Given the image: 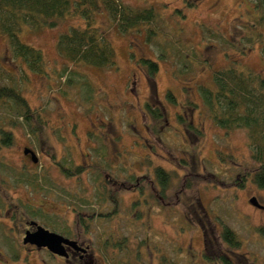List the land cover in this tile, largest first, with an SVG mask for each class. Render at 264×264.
<instances>
[{
	"label": "rangeland",
	"instance_id": "obj_1",
	"mask_svg": "<svg viewBox=\"0 0 264 264\" xmlns=\"http://www.w3.org/2000/svg\"><path fill=\"white\" fill-rule=\"evenodd\" d=\"M117 1L134 9L153 5L162 21L156 40L149 43L144 31L147 25L122 34L102 6L96 22L115 49L114 67L72 63L58 51L62 33L73 25L84 26L78 16L41 30L25 27L20 33L23 42L43 51L44 73L32 72L21 63L0 33V64L17 80L22 76L19 86L24 97L46 123L44 130L33 134L30 126L16 120L15 111L0 103V119L13 136L11 145L0 144V164L9 165L0 166L4 196L0 199V252L4 253L0 264H73L44 249L23 252L18 239L22 244L20 231L29 215L23 204L39 210L46 216L38 218L41 223L63 235L72 226L76 231L74 207L85 216L117 209L116 218L100 222L97 214L89 229L79 230L78 239L91 245L85 264H208L202 258L204 233L221 245L220 234L226 226L238 233L240 252L248 264H264V236L258 230L264 225V190L250 176L258 163L250 156L246 131L227 132L205 115L202 106L181 108L166 98L171 90L179 102L185 104L192 98L200 105L197 85L203 82L214 87L213 73L231 64L245 73L264 75V25L254 22L263 10L257 0ZM140 58L158 62L156 84L150 82ZM73 70L77 71L74 76ZM70 76L74 79L68 82ZM155 97L164 107L165 118L157 124L162 134L147 127L151 119L144 105ZM178 112L202 135L186 132L178 123ZM100 143L105 146L106 161L96 153ZM26 148L37 154L38 163L25 155ZM61 164H79L86 170L68 176ZM159 165L172 174L165 190L152 174ZM23 172L42 173L47 182L39 190L18 183L16 174ZM131 173H151L148 181L153 186L146 184L143 195L133 186ZM116 181L122 184L115 192L117 204L106 201L103 194ZM150 193L157 196V202L150 199ZM253 197L262 207L251 203ZM104 231L107 235L117 232L113 243L123 242V247L111 245L103 251ZM6 232L11 235L8 240ZM9 242L13 248L20 247H16L18 256L4 244ZM190 249L198 256L193 261ZM238 256H233L237 264L241 263Z\"/></svg>",
	"mask_w": 264,
	"mask_h": 264
},
{
	"label": "trees",
	"instance_id": "obj_2",
	"mask_svg": "<svg viewBox=\"0 0 264 264\" xmlns=\"http://www.w3.org/2000/svg\"><path fill=\"white\" fill-rule=\"evenodd\" d=\"M257 4V7L263 10V14L256 18L254 22L258 26H263L264 0H257ZM189 5L193 6L195 3H190ZM102 6L107 10L120 33H129L132 29H136L145 24L147 25L144 30L147 34V41L153 43L156 40V35L160 32L159 23L162 21V18L155 6L150 5V7L134 9L120 4L117 0H0V33L6 36L9 49L21 63L25 64L32 72L44 73L46 69L43 51L23 42L20 38V33L25 27L33 30H41L45 27L57 26L60 20L68 16H78L84 20V26L73 25L68 31L62 33L57 41L58 51L72 63H82L100 68L114 67L116 65L115 49L112 43L101 32L96 22V14ZM177 12L179 11L177 10ZM262 49L264 52V44ZM161 52L164 56V51L161 50ZM194 56H197V54ZM190 62L192 63V61ZM140 63L146 69L150 82L156 84L155 76L160 70L158 62L151 58H140ZM71 74L74 76L77 74V71L73 70ZM18 79L19 80L15 78L13 72L7 70L0 64V103L15 111L18 115L16 120L30 126V131L36 134L35 132H40L42 129H45L46 123L39 118V114L37 115L35 109L24 97L19 86V81H22V76ZM73 79L72 76L68 77V82L73 81ZM213 81L215 84L214 87L203 82L197 85V91L201 98L200 105L195 102L196 100L193 101L194 99L192 98H190L188 102H185V104L179 102L176 95L171 90L166 92V98L177 107L181 106V108L197 110L198 107L201 108L202 106L205 115H207L218 127L227 132L237 129L245 130L248 137L250 156L258 163V167L251 172L250 176L252 181L260 189L264 190V75L257 72L245 73L231 64L226 68L215 71L213 73ZM86 83H88L90 86L89 89L92 91L90 83ZM154 100L153 102L147 100L144 105V111L151 119L147 127L151 130L153 129L155 132L159 131V134H162L163 131L159 129L160 127H158L157 124L165 118L163 111L164 107L157 97H155ZM6 114L5 112L4 115ZM177 115L178 123L185 127L186 132L194 131L197 132L195 134L196 136L202 135V131L199 128L194 126L189 120L187 121L184 113L178 112ZM1 120L2 119H0V144L2 146H0H9L13 141L12 132L5 130V122ZM12 124L16 126L15 121ZM32 128L34 129L32 130ZM101 139H104V136L100 137L99 140ZM96 153L101 160H108L104 144L100 143ZM101 160H99L98 163ZM61 166L63 173L68 176L79 175L86 170L79 164L72 166L61 164ZM1 167L7 168L9 165L7 164ZM11 172L12 171H10V173ZM152 174L156 176L159 185L165 190L171 180L172 174L170 171L159 165L155 167ZM130 175L135 182L133 186L137 187V190L144 195L146 184H152L151 181H148V178H151L149 176L151 173H147L144 176L135 173H131ZM246 175L248 174L246 173ZM16 176L17 179H15L18 183H26L38 190L47 182L45 175L42 173L31 174L23 172L22 174H16ZM140 177L142 178L139 179ZM246 179L247 176L244 180L240 179L242 182L239 183V186H243V182H245ZM103 184L109 187L108 183L103 182ZM114 184L113 188L103 192V194L104 197H106V201H112L117 204L118 200L115 192H119L122 184L117 181L114 182ZM153 194L154 193H150V199L153 202H157L158 198ZM0 199L4 200V196L1 195V190ZM80 200L84 205L86 204V200ZM138 204L139 201L134 203V205ZM26 207L28 212H25L31 217H46L42 216L39 210L35 211L32 209L31 205L27 204L24 206L23 204L24 210ZM73 210L76 214L74 220L76 231H74L72 226L67 234H73L75 236H79V230L84 231L85 229H89V225L92 222L91 218H94L97 214L101 216L97 218L100 219V222L104 218L114 219V217L116 218L118 216L117 209L109 212L97 213L96 215L90 213L89 216H85L77 207H74ZM47 219L53 227L57 228L48 217ZM130 220H132V218H130ZM147 223L150 224V220H147ZM67 226L70 227L69 224ZM61 230L64 232L63 229ZM258 230L261 235L264 236V225L259 226ZM104 232L106 239H104V244L102 246L103 251L107 250L111 245L119 248L123 247V242L113 243V237L117 232L109 235H107L106 231ZM204 234L205 245L202 258L206 263L237 264L233 260L234 255H239L238 257L241 261L239 264L249 263L246 255L240 252L242 242L238 233L232 228L228 226L224 227L220 234L222 239L221 245L216 242L215 237L210 239L206 231ZM222 244L226 245L225 249L222 247ZM10 248L13 249L17 256L19 255V253L16 252V248H13L12 245ZM190 252L193 261L194 258L198 256L192 249H190Z\"/></svg>",
	"mask_w": 264,
	"mask_h": 264
},
{
	"label": "flooded vegetation",
	"instance_id": "obj_3",
	"mask_svg": "<svg viewBox=\"0 0 264 264\" xmlns=\"http://www.w3.org/2000/svg\"><path fill=\"white\" fill-rule=\"evenodd\" d=\"M27 157H29L30 156V159L33 161V159H32V156H31V153H28V154H25ZM38 161H39V159L37 160V162H34V164H36V163H38ZM27 217H28V219H26L25 220V223H24V226L22 227V229H21V231H20V233H21V238H22V244H21V242H20V240L18 239V242H19V244H20V247L21 248H23L25 251H23V252H27V251H30V252H32V251H34V250H40V249H44V250H47V251H49L48 250V248H46V247H38L36 244H33V243H30V242H28V243H25L24 242V238H25V236H26V233L28 232V231H30V232H35L36 230H37V228H38V226L39 225H41V226H43V227H45V228H47V229H49V230H51V231H53V232H56V231H54V229L53 228H50V227H48V226H46V225H44V224H42L41 223V221L37 218V217H31L30 215H27ZM12 229H14V227H12ZM58 233V232H57ZM60 234V233H59ZM63 235V234H62ZM10 236L11 235H9V233H5V235H4V238L5 239H7V238H10ZM65 237H68V238H70V239H72V240H76L77 241V243H78V249L77 248H74V247H72V246H70V245H65V249H66V252H67V256H61V255H57V254H54V253H52L51 252V254L54 256V257H58L59 259H61L62 261H64L65 263H68V262H71V263H73V264H75V262H78V263H80V264H85V263H87L88 262V257H89V255H90V249H91V245H89V244H85V243H83V242H81V240L80 239H78V235L77 236H75V235H71V234H66L65 233V235H64ZM8 240V239H7ZM10 241V240H9ZM4 244H6V247L7 248H10V246H11V244H10V242L9 243H4ZM16 247L18 248V250H19V248L20 247H18V245H16ZM15 247V248H16ZM16 248V249H17ZM13 250V249H12ZM0 254H2L3 256H4V253L3 252H0ZM20 254H21V252H20ZM6 257V256H5ZM10 260H17V258L16 259H14V258H12V257H10L9 258ZM19 259V258H18ZM20 259L21 260H23V259H25V258H22V257H20ZM0 260H1V258H0ZM5 262H7L6 261V259L4 258L3 259ZM20 261V260H19Z\"/></svg>",
	"mask_w": 264,
	"mask_h": 264
},
{
	"label": "water",
	"instance_id": "obj_4",
	"mask_svg": "<svg viewBox=\"0 0 264 264\" xmlns=\"http://www.w3.org/2000/svg\"><path fill=\"white\" fill-rule=\"evenodd\" d=\"M24 153H31L33 161L37 162L38 156L32 149L26 148ZM250 201L255 206L262 207L256 197L251 198ZM24 242L36 244L38 247H46L52 253L61 256H67L65 245H70L78 249V243L76 240H72L62 234L53 232L41 225L38 226L35 232L28 231L24 238Z\"/></svg>",
	"mask_w": 264,
	"mask_h": 264
}]
</instances>
